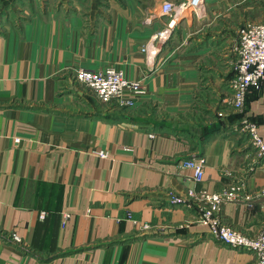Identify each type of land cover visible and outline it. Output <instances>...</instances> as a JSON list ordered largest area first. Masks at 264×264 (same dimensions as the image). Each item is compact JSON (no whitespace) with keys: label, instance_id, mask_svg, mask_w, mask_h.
<instances>
[{"label":"crops","instance_id":"1","mask_svg":"<svg viewBox=\"0 0 264 264\" xmlns=\"http://www.w3.org/2000/svg\"><path fill=\"white\" fill-rule=\"evenodd\" d=\"M164 1L13 0L23 15L0 35V264H256L198 210L202 191L235 185L222 220L249 235L264 221V155L206 126L231 96L233 13L262 22L264 0H206L201 16L165 15ZM110 66L142 81L133 106L75 78ZM242 117L264 141V83ZM198 157L202 181L183 167Z\"/></svg>","mask_w":264,"mask_h":264},{"label":"built area","instance_id":"2","mask_svg":"<svg viewBox=\"0 0 264 264\" xmlns=\"http://www.w3.org/2000/svg\"><path fill=\"white\" fill-rule=\"evenodd\" d=\"M205 5L206 0H186L179 4L165 0L161 10L165 15L175 16L189 9L197 16H201L206 13ZM170 24L172 25V22ZM167 30L166 28L165 31L159 32L161 38L169 37L171 31L167 32ZM231 49L235 59L233 75L229 80L231 89L229 103L243 115L249 89H259L264 83V21L247 22L242 25L237 31ZM75 78L88 86L104 103L116 101L119 106L131 107L138 97L145 94L141 80L129 78L123 70L112 66L103 70L79 68L76 70ZM242 123L252 144L261 155H264V141L259 134L257 124L245 117H242ZM97 153L103 158L108 156L105 150H99ZM205 163L206 160L203 157L190 158L183 161V167L192 169L194 179L202 181L205 175ZM235 187L231 186L228 190L213 194L202 191L199 196L198 222L206 225L218 241L240 249L251 250L256 256V264H264V221L254 234L249 235L228 225L220 216L223 203L235 198L233 193L236 190ZM171 201L176 204L185 203V200L179 196H173ZM45 214L42 212L41 216L44 217ZM69 218L70 214H63L64 225ZM12 238L17 242L21 241L15 234Z\"/></svg>","mask_w":264,"mask_h":264},{"label":"rangeland","instance_id":"3","mask_svg":"<svg viewBox=\"0 0 264 264\" xmlns=\"http://www.w3.org/2000/svg\"><path fill=\"white\" fill-rule=\"evenodd\" d=\"M14 5L15 4L13 3V0H5V1L0 0V35L3 34L4 31L7 30V28H6L7 26H4V25L1 26L2 22H4V21L5 22H11V21L15 22L16 20H19L20 19L19 18V14L20 13H17L15 11L13 12L11 10V8L14 7ZM16 6H18V4L15 5V7ZM29 13L30 12L26 13V16L29 15ZM256 14L257 13H244V12L233 13V16H232L233 35H234L233 37H235L237 35L238 29L242 25H244L245 23H247V22H244L242 20V16L243 15L255 16ZM261 14H264V12H262V13L261 12H258V16H260ZM22 15L23 14H20V16H22ZM27 18L28 17H26V19ZM8 24L9 23H7V25ZM229 98H230V95H229V97L227 99H225V101H223V102H222V100L219 101L218 106L216 107V113L212 116V120L215 118V120H214L215 122L214 123H211L209 125L207 124L206 126L208 128H209V126H211L212 129L210 131H213V130L214 131H222V130H225L229 134H232V135H239V134L242 135V139H244V138L249 139L250 138L249 137V134L246 131H244V129H243L242 114H240L239 111H236L231 106V104L229 103ZM152 102H154V100H152ZM111 103H113V105H116V106L118 105V104H116L117 103L116 101H111V102L106 103V104H111ZM152 104H154V103H151V105ZM118 107H121V108H129L127 106H119V105H118ZM153 107H155V106H152V108ZM235 189L236 190L233 192L234 194L239 191V187H235ZM223 205H224V203H223ZM204 226L207 227L206 225H204ZM207 229L209 231V228L208 227H207ZM239 231H241V230H239ZM216 241L218 243H222V242L218 241L217 239H216ZM229 246L234 247V248H237V247L232 246V245H229ZM237 249H240V248H237Z\"/></svg>","mask_w":264,"mask_h":264}]
</instances>
